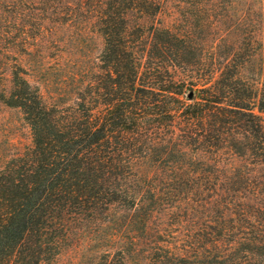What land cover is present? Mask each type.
<instances>
[{
    "label": "trees",
    "instance_id": "16d2710c",
    "mask_svg": "<svg viewBox=\"0 0 264 264\" xmlns=\"http://www.w3.org/2000/svg\"><path fill=\"white\" fill-rule=\"evenodd\" d=\"M182 1L0 0L1 99L31 136L0 166V264H58L84 228V264H264V0H228L222 59ZM59 29L103 40L63 102L18 59Z\"/></svg>",
    "mask_w": 264,
    "mask_h": 264
},
{
    "label": "rangeland",
    "instance_id": "374dc122",
    "mask_svg": "<svg viewBox=\"0 0 264 264\" xmlns=\"http://www.w3.org/2000/svg\"><path fill=\"white\" fill-rule=\"evenodd\" d=\"M186 1L187 4L182 1V6L190 18V30L196 42L203 46L207 56L213 54L222 59V54L233 48L225 45L235 40L231 23L225 18L228 0ZM162 22L170 26L171 19L162 17ZM38 44L30 48L31 54L21 52L18 59L25 67L30 82L43 94L57 98L59 102L68 100L64 90L70 86L71 75H79L81 70L94 63L100 66L101 63L99 56L103 40L91 30L59 29L51 37L44 36ZM1 72L0 92L4 84L8 85L7 78L3 81L7 71ZM97 72H100L99 67ZM30 143V131L21 110L5 104L0 94V166ZM90 231V228L73 231L61 246L58 264H84L87 258H93V252H99L97 243L91 239L93 231Z\"/></svg>",
    "mask_w": 264,
    "mask_h": 264
}]
</instances>
